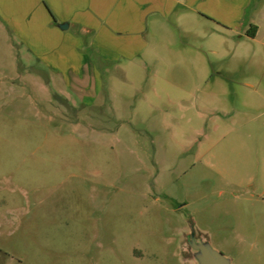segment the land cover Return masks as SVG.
<instances>
[{
    "label": "rangeland",
    "instance_id": "obj_1",
    "mask_svg": "<svg viewBox=\"0 0 264 264\" xmlns=\"http://www.w3.org/2000/svg\"><path fill=\"white\" fill-rule=\"evenodd\" d=\"M207 25L151 18L87 97L0 25V264H192L191 225L264 264V49Z\"/></svg>",
    "mask_w": 264,
    "mask_h": 264
},
{
    "label": "crops",
    "instance_id": "obj_2",
    "mask_svg": "<svg viewBox=\"0 0 264 264\" xmlns=\"http://www.w3.org/2000/svg\"><path fill=\"white\" fill-rule=\"evenodd\" d=\"M178 11L197 15L211 34L246 37L264 49V0H0V25L47 74L85 92L78 86L85 78L98 83L105 65L135 64L146 52L151 18Z\"/></svg>",
    "mask_w": 264,
    "mask_h": 264
},
{
    "label": "water",
    "instance_id": "obj_3",
    "mask_svg": "<svg viewBox=\"0 0 264 264\" xmlns=\"http://www.w3.org/2000/svg\"><path fill=\"white\" fill-rule=\"evenodd\" d=\"M61 27L66 28L67 25ZM187 245L192 264H232L231 258L213 247L208 236L197 238L194 225L190 227Z\"/></svg>",
    "mask_w": 264,
    "mask_h": 264
},
{
    "label": "trees",
    "instance_id": "obj_4",
    "mask_svg": "<svg viewBox=\"0 0 264 264\" xmlns=\"http://www.w3.org/2000/svg\"><path fill=\"white\" fill-rule=\"evenodd\" d=\"M256 32H257V27L251 26L249 30L247 31V36L250 38H254L256 36Z\"/></svg>",
    "mask_w": 264,
    "mask_h": 264
}]
</instances>
